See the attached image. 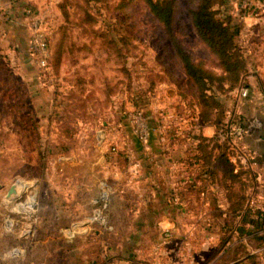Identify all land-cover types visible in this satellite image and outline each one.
<instances>
[{"label": "rangeland", "instance_id": "rangeland-1", "mask_svg": "<svg viewBox=\"0 0 264 264\" xmlns=\"http://www.w3.org/2000/svg\"><path fill=\"white\" fill-rule=\"evenodd\" d=\"M84 2L0 0L1 261L4 255L11 259L2 261L8 264L243 261L247 248L254 251L255 240L245 236L218 251V226L193 219L208 208L194 203L181 208L179 203L185 183L182 144L197 135V91L176 55L171 57L169 34L138 0H97L87 7L95 25L86 22ZM239 2L225 0L214 8H220V16L236 15ZM187 3L176 0L172 34L195 61L213 68L216 62L190 22ZM65 4L68 20L61 11ZM28 9L45 34L49 59L57 42L71 45L60 65L50 61V73L31 50ZM242 16L237 21L243 26ZM120 36L126 48L100 46L123 42ZM165 68L169 82L160 80ZM238 88L219 98L227 122L247 123V113L236 109ZM145 131L163 142L157 154L163 159L154 160L146 148L133 155L130 141ZM245 137L247 132L242 144ZM239 152L236 147L229 151L235 157ZM165 184L177 188L172 207L166 206L171 195ZM13 185L20 192L8 199ZM165 212L174 220L168 231L159 224ZM238 244L244 250H237ZM259 261L264 264L263 253Z\"/></svg>", "mask_w": 264, "mask_h": 264}, {"label": "trees", "instance_id": "trees-1", "mask_svg": "<svg viewBox=\"0 0 264 264\" xmlns=\"http://www.w3.org/2000/svg\"><path fill=\"white\" fill-rule=\"evenodd\" d=\"M84 1L86 8L83 13L87 16L86 22L91 21L95 25L96 23H93L94 15L90 12L92 9L87 7L91 5L92 8L97 0ZM138 1L145 5L148 13L169 34L174 49L171 57L176 55L180 68L197 91V100L194 104L197 119L195 124L199 126L214 125L218 130L225 124L227 118V110L220 101L219 95L227 94L237 87H239L238 89L247 87L244 79L249 72V63L237 36L242 26V23L237 20L242 16V13L229 14L226 17L220 16V8L217 10L214 6L219 7L225 3V0H188L186 9L190 22L197 35L208 47L211 59L216 62L213 68H208L204 61H195L172 34L177 7L176 0ZM125 5L119 4V9L123 12ZM61 11L63 17L68 20L70 13L66 4L61 6ZM119 39L123 42H100V46L116 48L119 45L120 48H126L128 46L126 38L120 36ZM67 44L68 42H62V40L57 42L55 51L49 59L50 64V61H53L54 65H60L65 55L71 51L68 48L71 45ZM169 69H166L168 72L164 74V78L159 77L160 80L171 81ZM74 85L76 86V84ZM68 103L72 102L69 100ZM179 162L181 163L183 182H185L183 187L188 193L196 195L207 185L212 184L219 189L224 200V207L216 206L209 212L218 226V250H229L234 240L245 236L257 242L255 248L264 246V211L254 210L252 212L248 206V191L250 187L254 186L255 176L247 166L231 160L226 141L221 144L216 134L213 137L199 135L194 145L185 148ZM252 213L257 216V219L250 218L251 221L247 222V216L250 217ZM238 246L237 250L240 248L244 250L243 245L238 244ZM262 253L264 254V250ZM260 254L258 251L252 252L247 248V253L243 254V261L238 260L230 264H243L246 260V264H260Z\"/></svg>", "mask_w": 264, "mask_h": 264}, {"label": "crops", "instance_id": "crops-1", "mask_svg": "<svg viewBox=\"0 0 264 264\" xmlns=\"http://www.w3.org/2000/svg\"><path fill=\"white\" fill-rule=\"evenodd\" d=\"M241 2L237 3L239 6L237 11L242 12L243 14V26L239 32V36L241 39L240 43L242 44L249 63V72L247 75L248 96L245 99H240L239 97L236 98L237 104H239L236 106V109L242 108L244 113H247V122L252 117H259L260 121L262 122L261 129L247 133V137L244 138L245 143L243 144L249 150L251 157L253 158V161H251L252 163H249V166L247 167L253 172V175L255 176L254 186L250 187L248 191V206L249 209L254 212V210L264 211V139L262 138L264 136V0H241ZM244 113L241 115H244ZM193 131H195L197 135H193L190 139L186 138L185 142L182 144L184 145L183 147L194 145L199 135L213 137L216 132V128L214 125H196L194 126ZM162 143L163 142L156 138L155 134L152 133L146 145L139 143V141L135 139L130 141V146H132L131 148L133 150V155H141L142 149L146 148L150 149V154L153 156L152 158L154 160H161L163 158L157 154L159 151V144ZM230 149L231 147L228 145V150L230 151ZM182 153L183 151H181V155ZM173 161L174 159H172V162ZM156 167L157 166L154 165V171L156 170ZM171 174L168 173V175ZM181 184L180 191L183 192V196L181 199H179L181 208H187L188 206L190 207V205L193 203L203 209L208 208L207 214L200 215V213L198 216L194 215L193 219L201 222L204 221L205 223L210 222L212 225L215 224V220L211 214H209V212L214 210L216 206L224 207V200L219 193V189H217L212 184L207 185L200 193L196 194L194 196L195 198L193 199L192 196L194 194L188 193L186 188L183 187V183ZM165 185L166 189L170 191L169 196L171 195L170 199L167 200L168 204L166 206L172 207L174 204H176L175 201H178L176 197L174 199L172 198V192H176L177 188L172 184ZM152 189L156 190V186H154ZM250 218L255 220L257 219V216L252 213L250 217L247 216V222L248 220L251 221ZM159 224L162 230L168 231V229H170L174 224L172 215L165 212V215L159 220ZM214 234L216 238H219L218 231H216ZM263 250L264 246H261L259 248H255L253 252L258 251L262 253ZM4 260L11 262V259L7 258V256L5 257V255L3 256L2 261ZM2 261L0 259V264H8ZM138 264L143 263L138 262Z\"/></svg>", "mask_w": 264, "mask_h": 264}, {"label": "built area", "instance_id": "built-area-1", "mask_svg": "<svg viewBox=\"0 0 264 264\" xmlns=\"http://www.w3.org/2000/svg\"><path fill=\"white\" fill-rule=\"evenodd\" d=\"M26 14L31 18V29L33 34L31 37V50L34 54L38 56V63L41 68L50 73L49 67V51H48V42L45 37V34L39 27L38 19L32 14L31 10H26ZM248 96V88L241 87L238 91V97L240 99H245ZM262 128V122L258 119H253L247 123H241L237 120L226 121L225 124L216 130L215 134L220 142L226 141L230 147H236L240 150L237 157L231 155V160L233 162H238L244 166H249V163H252L253 158L249 150L240 142V139L243 134L250 133L252 130H259ZM140 143L146 145L149 141L148 131H145L137 136ZM97 218H101V215L98 213ZM169 235V234H166Z\"/></svg>", "mask_w": 264, "mask_h": 264}, {"label": "water", "instance_id": "water-1", "mask_svg": "<svg viewBox=\"0 0 264 264\" xmlns=\"http://www.w3.org/2000/svg\"><path fill=\"white\" fill-rule=\"evenodd\" d=\"M264 139V136L262 137ZM20 191L17 189V187L15 185H13L11 188H9L8 192H7V198L11 199L12 196H16L18 195Z\"/></svg>", "mask_w": 264, "mask_h": 264}, {"label": "bare ground", "instance_id": "bare-ground-1", "mask_svg": "<svg viewBox=\"0 0 264 264\" xmlns=\"http://www.w3.org/2000/svg\"><path fill=\"white\" fill-rule=\"evenodd\" d=\"M23 188H26V185H24Z\"/></svg>", "mask_w": 264, "mask_h": 264}]
</instances>
